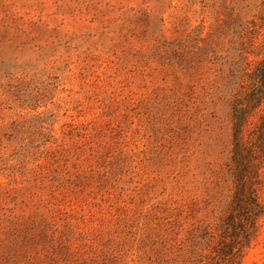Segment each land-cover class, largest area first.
Instances as JSON below:
<instances>
[{
	"label": "rangeland",
	"instance_id": "rangeland-1",
	"mask_svg": "<svg viewBox=\"0 0 264 264\" xmlns=\"http://www.w3.org/2000/svg\"><path fill=\"white\" fill-rule=\"evenodd\" d=\"M263 59L264 0H0V264H192Z\"/></svg>",
	"mask_w": 264,
	"mask_h": 264
},
{
	"label": "trees",
	"instance_id": "trees-1",
	"mask_svg": "<svg viewBox=\"0 0 264 264\" xmlns=\"http://www.w3.org/2000/svg\"><path fill=\"white\" fill-rule=\"evenodd\" d=\"M226 101L231 145L225 167L231 186L216 220L194 228L187 240L192 264H242L258 239L264 217L259 199L264 182V59L251 72L240 65L230 71Z\"/></svg>",
	"mask_w": 264,
	"mask_h": 264
}]
</instances>
